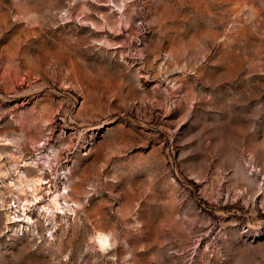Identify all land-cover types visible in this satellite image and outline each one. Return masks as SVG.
<instances>
[{
    "label": "rangeland",
    "instance_id": "1",
    "mask_svg": "<svg viewBox=\"0 0 264 264\" xmlns=\"http://www.w3.org/2000/svg\"><path fill=\"white\" fill-rule=\"evenodd\" d=\"M0 264H264V0H0Z\"/></svg>",
    "mask_w": 264,
    "mask_h": 264
}]
</instances>
